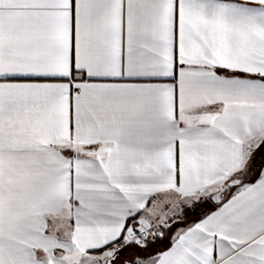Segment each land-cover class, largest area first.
Listing matches in <instances>:
<instances>
[{
  "label": "snow or ice",
  "instance_id": "snow-or-ice-1",
  "mask_svg": "<svg viewBox=\"0 0 264 264\" xmlns=\"http://www.w3.org/2000/svg\"><path fill=\"white\" fill-rule=\"evenodd\" d=\"M0 264H264V0H0Z\"/></svg>",
  "mask_w": 264,
  "mask_h": 264
}]
</instances>
